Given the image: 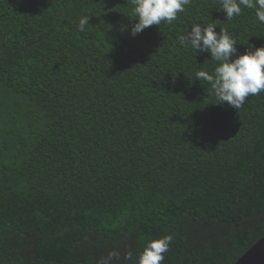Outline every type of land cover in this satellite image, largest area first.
<instances>
[{"label":"trees","instance_id":"trees-1","mask_svg":"<svg viewBox=\"0 0 264 264\" xmlns=\"http://www.w3.org/2000/svg\"><path fill=\"white\" fill-rule=\"evenodd\" d=\"M131 8L0 0V264H137L166 235L163 264H236L264 237V92L215 104L177 42L213 23L243 54L264 24L190 0L133 36Z\"/></svg>","mask_w":264,"mask_h":264},{"label":"clouds","instance_id":"clouds-1","mask_svg":"<svg viewBox=\"0 0 264 264\" xmlns=\"http://www.w3.org/2000/svg\"><path fill=\"white\" fill-rule=\"evenodd\" d=\"M220 11L230 21L241 15L242 6L253 9L257 20L264 24V0H219ZM190 0H131V14L136 17V23L131 25L133 36L144 29L162 22L171 24L177 19L178 13L185 11ZM89 25V16L79 19L77 28L83 32ZM213 23L207 26L194 24L190 30L179 35L177 42L197 53H210L211 60L215 62L212 72L197 70L195 79L210 85L216 103L240 109L249 96H256L264 92V47L249 46L243 54L236 48V41L226 28L215 31ZM172 236L166 235L160 239L150 240L139 254L137 264H163L164 254L169 250ZM118 259L117 251L109 252L107 258L100 264H110L112 259ZM131 259V253L126 254Z\"/></svg>","mask_w":264,"mask_h":264},{"label":"water","instance_id":"water-1","mask_svg":"<svg viewBox=\"0 0 264 264\" xmlns=\"http://www.w3.org/2000/svg\"><path fill=\"white\" fill-rule=\"evenodd\" d=\"M236 264H264V237L241 257Z\"/></svg>","mask_w":264,"mask_h":264}]
</instances>
